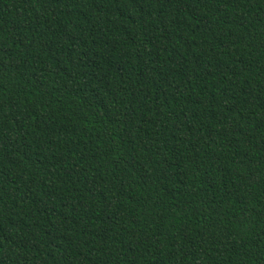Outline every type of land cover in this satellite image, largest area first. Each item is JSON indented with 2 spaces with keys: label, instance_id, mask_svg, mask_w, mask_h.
Instances as JSON below:
<instances>
[{
  "label": "trees",
  "instance_id": "1",
  "mask_svg": "<svg viewBox=\"0 0 264 264\" xmlns=\"http://www.w3.org/2000/svg\"><path fill=\"white\" fill-rule=\"evenodd\" d=\"M0 264H264V0H0Z\"/></svg>",
  "mask_w": 264,
  "mask_h": 264
}]
</instances>
